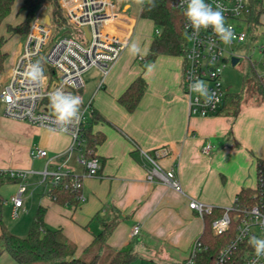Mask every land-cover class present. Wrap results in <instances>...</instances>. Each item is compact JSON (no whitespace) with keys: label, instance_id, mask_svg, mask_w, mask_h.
<instances>
[{"label":"crops","instance_id":"obj_1","mask_svg":"<svg viewBox=\"0 0 264 264\" xmlns=\"http://www.w3.org/2000/svg\"><path fill=\"white\" fill-rule=\"evenodd\" d=\"M129 5L128 2L122 5L119 9L122 16L116 26L112 24L109 29L119 36L132 30L130 45L139 21ZM140 19L154 25L149 19ZM141 37L140 41L134 42L147 54L153 35L147 37L143 33ZM139 57L126 48L107 75L103 76L98 70L103 83L83 101L104 118L92 127V132L103 135L104 140L95 152L99 175L83 178L85 199L74 205L50 199L48 184L40 175L47 161L54 167L65 160L54 156L69 146V136L5 115L0 117V178L3 180L0 195L3 207L5 203L10 204L11 216L13 205L10 198L13 195L5 198V183L12 181L18 186V181L1 173L10 170L26 172L23 179L26 190L16 216H21L23 223L13 227V231L9 226L11 233L25 236L24 231L28 232L31 223L28 222L27 207L32 208L33 218L40 206L45 209L44 228H60L76 246L73 256L86 259L92 256L89 248L101 230L96 214L108 219L117 217L118 222L106 240L108 247L119 250L129 246L137 256L130 264H175L188 255L203 229L202 216L189 208V202L195 200L206 206L225 208L233 203L242 187L254 184L255 162L264 159L259 154L264 132L253 141L248 138L245 148H234L233 145L241 143L244 137L242 114L191 116L182 97V56L159 55L150 63L154 65L152 71L142 68ZM139 75L146 80V91L135 110L128 112L117 98ZM263 108L264 104L258 111ZM230 117L235 118L230 122ZM207 142L212 149L209 154H204L202 147ZM33 146L45 149L47 156L32 158L30 150ZM141 150L155 154L164 168L174 169L181 191L146 180L149 164ZM65 166L75 173H83V167L74 157L66 160ZM135 225L140 229L133 235ZM101 250L98 248L94 254L99 255ZM0 264L16 263L2 251Z\"/></svg>","mask_w":264,"mask_h":264},{"label":"built area","instance_id":"obj_2","mask_svg":"<svg viewBox=\"0 0 264 264\" xmlns=\"http://www.w3.org/2000/svg\"><path fill=\"white\" fill-rule=\"evenodd\" d=\"M213 8L217 4L224 9L226 25H231L234 39L231 44L222 43L211 27L201 30L198 35L193 32L184 15L183 29L188 37L187 51L183 56L182 95L186 100L191 116L205 117L217 113L220 103L226 93L221 73L223 68L231 62L232 46L245 42L249 36L247 15L250 12L248 0H205ZM65 23L57 25L60 33L51 41L54 30L52 20L45 22L43 3L35 12L27 31L25 41L18 46L13 64L11 65L7 81L0 87V100L3 105V115L6 117L26 121L30 124L65 133L70 138L69 146L55 158L64 157L65 160L54 167L49 161L40 172L43 182H47V195L53 201L55 188H64L76 194L77 200L83 201V178L97 177L99 163L96 155L91 154L87 147L84 126L90 109V104H82V116L78 123L58 124L52 114L49 94L57 88L76 95L84 87L83 75L91 68H97L103 76L107 75L113 64L128 48L130 34L119 36L109 29L116 26L120 18V10H116L113 0H58ZM172 7L185 12L184 0H174ZM133 25L130 29H132ZM158 33V30H155ZM264 66V45L258 47ZM241 58V56H238ZM139 60L142 58L139 57ZM37 61L43 67L44 80L41 83L29 82L23 75L26 68ZM257 72V71H256ZM258 73V72H257ZM264 76V73H258ZM193 77L204 80L211 91H215L219 101L214 106H205L203 100L197 101V94L189 92V83ZM212 146L209 142L202 147V153L209 154ZM141 155L149 164L146 169V180L166 184L176 191H181L179 180L173 168H164L155 158V154L141 150ZM32 158L46 157L45 149L33 146L30 150ZM74 157L77 164L83 167V173H75L65 166V161ZM1 174L18 181V188L10 201L13 205L12 216H17V209L22 206V195L26 190L23 181L25 171L10 170ZM249 199L235 196L233 203L224 208L223 214L216 218L211 229L214 235H223L232 230L229 241L219 250L220 262L231 261L239 252L242 254V264H264V256L257 258L253 247L248 243L252 236L264 238V159L255 162L254 184L248 187ZM189 208L200 216L209 213L211 206L191 200ZM139 226L132 227V234L139 233ZM202 249L200 240L196 239L188 255L175 264H195V256Z\"/></svg>","mask_w":264,"mask_h":264},{"label":"trees","instance_id":"obj_3","mask_svg":"<svg viewBox=\"0 0 264 264\" xmlns=\"http://www.w3.org/2000/svg\"><path fill=\"white\" fill-rule=\"evenodd\" d=\"M15 0H0V26L11 12ZM174 0H155L156 6L151 7L145 2L143 9L140 8L139 17L149 19L158 30L154 33L147 54L141 59V66L152 63L159 55L184 56L187 51L188 37L183 29L184 13L172 7ZM250 12L247 21L251 29L261 25V15L264 14V0H248ZM47 3L49 15L56 25L65 23L58 0H22L17 9V15L24 14L23 19L15 25L6 24V31L9 35L26 34L35 12L43 4ZM6 38L0 35V73L3 70L7 53L3 50ZM244 82L251 80L257 87L259 93L264 98V76L258 75L252 63L247 64L244 75ZM147 83L143 76H137L128 87L118 96L117 102L126 111L132 112L137 107L140 99L146 91ZM242 96L238 92L226 91L223 103L217 114L235 115L241 104ZM104 118L90 106L84 132L87 147L91 154L95 155L97 146L100 145L104 136L93 133L92 127ZM261 160V159H258ZM9 178V177H8ZM0 178V184L2 183ZM53 193L56 195V202L66 205H74L79 201L76 194L64 188H55ZM236 196L242 199H249L250 190L242 187ZM3 199L0 195V252L5 251L15 261L16 264H100V257L93 254L90 258H77L73 254L76 246L62 232L60 228H44L45 209L38 207L33 215L28 232L25 236L11 233L2 221ZM224 208L212 207L209 213H203V229L197 238L202 244V249L195 256V264H242V254L237 252L231 261L220 262L218 260L219 250L229 241L232 230L223 235H214L211 229L212 222L220 217ZM101 224V230L94 236L92 247L99 244L107 249L109 258L105 264H130L137 256L132 253L129 246L119 250H112L107 246L106 240L115 228L118 218L108 219L96 216ZM90 247L89 249H91ZM97 247V248H98Z\"/></svg>","mask_w":264,"mask_h":264},{"label":"rangeland","instance_id":"obj_4","mask_svg":"<svg viewBox=\"0 0 264 264\" xmlns=\"http://www.w3.org/2000/svg\"><path fill=\"white\" fill-rule=\"evenodd\" d=\"M113 1L115 2L116 10H119L123 4L128 2L131 5L130 11L133 13V15H135L138 18L139 25H137L134 29L133 41L136 42L140 41L142 39L141 36L143 33H146L147 37L149 36V34L154 35L155 26L152 25L150 22L141 20L138 17L139 15L138 11L140 9V6L135 3V0H113ZM21 2L22 0L14 1L10 14L7 16V18L4 20V22H2L0 26V35H3L7 39L3 45V50L7 53V57L4 62L3 70L0 73V83H1L0 87L7 80V72L14 62L18 46L22 45L26 38L25 34L9 35L5 27L7 23L11 25H15L23 19L24 17L23 13L17 15V9L21 4ZM49 11L50 10L47 4V7L44 10V14L49 15ZM261 18H262V22H261L262 24L257 26L256 28L249 29V36L245 42L237 43L232 46L233 54L241 56V58H239V61L235 65H232L231 62H229L223 68L221 73V79L223 82L224 89H226V91L229 92H238L242 96L241 104L235 115H237L238 112H240L243 116L240 119L242 120L243 118L242 125L244 126L242 127L244 129L243 130L244 137L242 136L243 138L241 139V143H237L236 145L235 144L233 145L234 148H240V147L245 148V141L248 138L252 139L253 141L254 139H256L258 135L264 132V108L258 111V108L260 106H263L264 104V98L261 96L257 87L254 85V83L251 80L250 81L247 80L246 82H244L243 80L245 72L247 70L248 63H252L255 70L258 73H264L262 57L260 52L258 51V47L260 45H264V14L261 15ZM51 20H52L51 27L53 28L52 30H54L53 36L51 37V41H52L60 33V31L57 29V25L55 24L53 19ZM83 80L85 82V87H83V89L80 92H78L76 95L80 96L84 101V99L86 100V98H90V96L93 95V93H95L97 86L99 87L103 83L104 79L102 78V75L98 71V69L93 67L89 69L86 73H84ZM220 105L222 106V102L220 103ZM1 116H3V105L0 101V117ZM233 118L235 117H230V122L231 119ZM261 148L262 149L259 152V154L260 157H264V143L262 144ZM247 154L250 156V158L253 157L252 154L248 151ZM236 161L238 164V160ZM26 180L28 184V178H26ZM17 188L18 186L15 182L12 181L6 182L3 195H5V198H9L10 196L16 194ZM24 204L25 207H27L28 203L26 198L24 200ZM31 209L32 208L27 207V215L29 217L28 222L32 221L30 220L32 219ZM20 217L21 216L18 217L11 216L10 204L5 203V206L3 207L2 210V218L8 231L9 230L11 231V228L9 226L12 227V231H13V227H16L17 225L21 224V222L23 223ZM25 234H27V232L24 231L23 235ZM98 246L99 244L94 245L89 252H92L93 255L94 253L97 252L98 248H102L101 250L102 252H99V257L101 259L99 263L105 264L106 263L105 261L109 259L107 258L108 257L107 249H105L104 246L102 247H98Z\"/></svg>","mask_w":264,"mask_h":264},{"label":"clouds","instance_id":"obj_5","mask_svg":"<svg viewBox=\"0 0 264 264\" xmlns=\"http://www.w3.org/2000/svg\"><path fill=\"white\" fill-rule=\"evenodd\" d=\"M146 0H135V3L143 9ZM150 8L156 6L155 0H147ZM186 10L184 15L189 22L193 32L198 35L200 31L207 30L209 27L216 34L217 38L229 45L232 43L234 31L231 25H226L224 9L221 5L217 4L215 8L211 4L206 3L205 0H184ZM130 6V5H129ZM129 52L136 56H145L141 47L132 42L128 45ZM145 67L148 71H152L154 65L146 64ZM43 67L39 61L30 64L25 72L24 77L32 83H41L44 80ZM189 92L197 94V101L201 99L205 106H214L219 101V97L215 91H211L207 82L196 77H193V82L189 83ZM49 103L55 121L61 125H69L78 123L82 113L81 106L83 100L80 96L65 92L61 88L49 94ZM248 243L253 247L255 256L257 258L264 256V238L252 236ZM255 264V261L253 262Z\"/></svg>","mask_w":264,"mask_h":264},{"label":"water","instance_id":"obj_6","mask_svg":"<svg viewBox=\"0 0 264 264\" xmlns=\"http://www.w3.org/2000/svg\"><path fill=\"white\" fill-rule=\"evenodd\" d=\"M44 20H45L46 23H49V16L46 15ZM238 61H239L238 56H233V57L231 58V64H232V65H235Z\"/></svg>","mask_w":264,"mask_h":264}]
</instances>
